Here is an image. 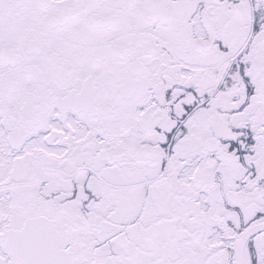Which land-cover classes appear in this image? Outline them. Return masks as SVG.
<instances>
[{
    "label": "snow or ice",
    "instance_id": "6c2138e0",
    "mask_svg": "<svg viewBox=\"0 0 264 264\" xmlns=\"http://www.w3.org/2000/svg\"><path fill=\"white\" fill-rule=\"evenodd\" d=\"M0 264H264V0H0Z\"/></svg>",
    "mask_w": 264,
    "mask_h": 264
}]
</instances>
